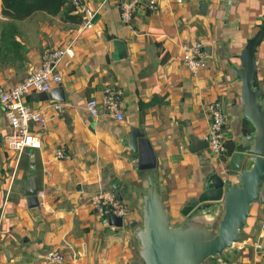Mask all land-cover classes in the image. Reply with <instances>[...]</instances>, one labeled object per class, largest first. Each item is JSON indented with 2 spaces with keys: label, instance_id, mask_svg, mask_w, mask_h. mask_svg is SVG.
Wrapping results in <instances>:
<instances>
[{
  "label": "crops",
  "instance_id": "obj_1",
  "mask_svg": "<svg viewBox=\"0 0 264 264\" xmlns=\"http://www.w3.org/2000/svg\"><path fill=\"white\" fill-rule=\"evenodd\" d=\"M66 1L58 14L37 11L13 22L2 14L0 0L4 88L34 72L45 49L74 44V56L59 66L62 83L54 87L64 90L65 100H35V91L24 98L47 117L43 129L32 124L41 148L19 157L7 147L10 126L0 105V264H50L46 255L55 249L65 255L58 264H144L138 235L149 171L138 168V155L128 145L130 127H142L150 140L162 203L170 223L182 224L183 208L206 189L221 162L209 146L190 150L192 136L202 141L208 136V106L216 102L223 108L227 141L259 134L244 118L236 70L242 66L238 55L262 23L264 0H152L154 9L151 0H82L96 10L90 29L73 1ZM133 1L131 17L124 18L123 5ZM12 22L14 36L4 43ZM193 42L202 45L207 61L197 73L183 60V46ZM255 57L254 86L264 105V39ZM105 89L120 93L122 120L94 118L86 110L85 103L101 100ZM57 102L64 103L62 111ZM58 150L66 156L58 157ZM33 176L44 193L39 207H30L26 196ZM108 191L125 210L121 226L108 217L114 211L104 214L92 201ZM219 214L217 209L195 217L192 224L204 227ZM263 246L264 204L256 201L239 241L204 264H264Z\"/></svg>",
  "mask_w": 264,
  "mask_h": 264
},
{
  "label": "water",
  "instance_id": "obj_2",
  "mask_svg": "<svg viewBox=\"0 0 264 264\" xmlns=\"http://www.w3.org/2000/svg\"><path fill=\"white\" fill-rule=\"evenodd\" d=\"M263 39L264 17L258 31L248 39L238 55L242 66L236 70L242 82L244 118L250 120L259 134L243 133L240 138L227 141L226 156L219 169L211 175L206 189L183 208L182 213L187 218L182 224L175 226L170 223L162 203L156 181L157 156L150 140L142 127H130L128 145L138 155V168L149 171L150 189L143 204L144 228L138 235L144 264H204L209 258L224 254L239 241L252 203L259 201L264 204V105L261 89L254 86L258 73L255 55ZM34 95L35 100H65L61 88ZM207 147V140L191 137L190 150ZM35 160L33 154V171L36 170ZM38 192V180L33 176L26 187L30 207H39ZM217 209L221 215L217 216L216 222L207 223L204 227L192 224V221L196 222L193 218L206 216V213L215 214ZM108 217L113 225L121 226L123 223L122 216L111 213Z\"/></svg>",
  "mask_w": 264,
  "mask_h": 264
},
{
  "label": "built area",
  "instance_id": "obj_3",
  "mask_svg": "<svg viewBox=\"0 0 264 264\" xmlns=\"http://www.w3.org/2000/svg\"><path fill=\"white\" fill-rule=\"evenodd\" d=\"M73 4L83 14V27L85 29L93 28L95 25L96 10L92 9L87 3L82 0H72ZM176 3H182L184 0H173ZM150 7L156 8L155 1H150ZM136 2H129L123 5L124 18H130L132 10ZM73 42H69L61 47L47 48L42 53L41 63L34 72L28 75L25 79L4 88L0 85V105L4 108L7 120L9 122L10 131L6 135L7 147L15 151L18 156L28 149L41 148L42 142L39 135L32 129V124H37L42 129L47 122L46 115L29 106L24 98L32 91L49 92L55 86L62 83L63 77L59 70L61 62L66 57L74 56ZM183 60L186 67L193 73H197L206 66L205 53L200 43L193 42L185 44ZM58 111L64 109V103L57 102L54 104ZM124 102L120 97V93L111 89H105L101 100L90 98L85 103L86 110L94 118H99L105 115L110 118L122 120ZM210 117L209 132L206 140L213 155L223 161L227 153V136H226V118L223 108L220 103H211L208 106ZM58 157H65L66 153L63 150L57 151ZM43 192H38V197L42 198ZM94 205L104 214L109 211H114V214L123 216L125 210L120 206L113 194L108 192L99 193L92 197ZM40 205L43 201L40 200ZM108 212V213H107ZM260 248V245H258ZM46 260L50 264H58L65 261V255L60 249L51 250L46 255ZM220 264H223L222 262Z\"/></svg>",
  "mask_w": 264,
  "mask_h": 264
},
{
  "label": "trees",
  "instance_id": "obj_4",
  "mask_svg": "<svg viewBox=\"0 0 264 264\" xmlns=\"http://www.w3.org/2000/svg\"><path fill=\"white\" fill-rule=\"evenodd\" d=\"M66 0H2V14L13 22L23 20L37 11H45L50 14H58L66 4ZM73 18L74 16H70ZM11 23L3 35V42L8 43L14 36V24ZM79 22H82L80 18Z\"/></svg>",
  "mask_w": 264,
  "mask_h": 264
},
{
  "label": "rangeland",
  "instance_id": "obj_5",
  "mask_svg": "<svg viewBox=\"0 0 264 264\" xmlns=\"http://www.w3.org/2000/svg\"><path fill=\"white\" fill-rule=\"evenodd\" d=\"M217 161H219V160L217 159Z\"/></svg>",
  "mask_w": 264,
  "mask_h": 264
}]
</instances>
